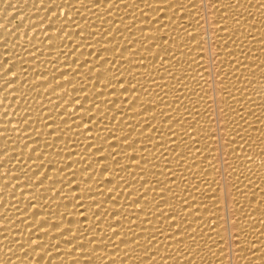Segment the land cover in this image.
Wrapping results in <instances>:
<instances>
[{"label": "bare ground", "instance_id": "bare-ground-1", "mask_svg": "<svg viewBox=\"0 0 264 264\" xmlns=\"http://www.w3.org/2000/svg\"><path fill=\"white\" fill-rule=\"evenodd\" d=\"M0 264H264V0H0Z\"/></svg>", "mask_w": 264, "mask_h": 264}]
</instances>
